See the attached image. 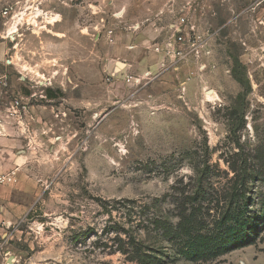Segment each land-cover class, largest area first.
Here are the masks:
<instances>
[{"label": "rangeland", "instance_id": "1", "mask_svg": "<svg viewBox=\"0 0 264 264\" xmlns=\"http://www.w3.org/2000/svg\"><path fill=\"white\" fill-rule=\"evenodd\" d=\"M180 16L200 52L158 72L150 45ZM8 115L41 189L0 264H264V220L217 258L163 235L189 212L211 231L241 177L264 216V0H0Z\"/></svg>", "mask_w": 264, "mask_h": 264}, {"label": "trees", "instance_id": "2", "mask_svg": "<svg viewBox=\"0 0 264 264\" xmlns=\"http://www.w3.org/2000/svg\"><path fill=\"white\" fill-rule=\"evenodd\" d=\"M243 187V178L235 179L231 188V199L241 202L236 209L223 212L211 231L201 232L193 213L189 212L180 214L174 228L164 227L163 235L182 242L180 250L187 260L217 258L232 250L253 244L255 240L250 235L260 228L258 223L264 220V216L257 219V223L251 217H245L247 204L242 201L245 196ZM156 224L161 225L159 221Z\"/></svg>", "mask_w": 264, "mask_h": 264}, {"label": "crops", "instance_id": "3", "mask_svg": "<svg viewBox=\"0 0 264 264\" xmlns=\"http://www.w3.org/2000/svg\"><path fill=\"white\" fill-rule=\"evenodd\" d=\"M152 46L151 52L158 57L159 68L161 54L154 52ZM9 115L0 116V174L13 173L12 181L0 184L1 238L7 229L32 214L41 189L40 181L30 172L29 155L24 149L27 135Z\"/></svg>", "mask_w": 264, "mask_h": 264}, {"label": "built area", "instance_id": "4", "mask_svg": "<svg viewBox=\"0 0 264 264\" xmlns=\"http://www.w3.org/2000/svg\"><path fill=\"white\" fill-rule=\"evenodd\" d=\"M170 36L161 43H155L152 49L161 54L159 70L166 68V59L172 62L182 63L188 61L191 56H197L202 46V39L199 34L194 32V26L189 24L186 17L180 16L170 25ZM144 77L136 75H126L125 81L132 85H138ZM18 103L12 105L16 108ZM13 180V173L0 174V184L8 183Z\"/></svg>", "mask_w": 264, "mask_h": 264}, {"label": "bare ground", "instance_id": "5", "mask_svg": "<svg viewBox=\"0 0 264 264\" xmlns=\"http://www.w3.org/2000/svg\"><path fill=\"white\" fill-rule=\"evenodd\" d=\"M210 97L212 96V92H211V94H208Z\"/></svg>", "mask_w": 264, "mask_h": 264}]
</instances>
